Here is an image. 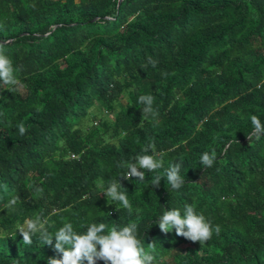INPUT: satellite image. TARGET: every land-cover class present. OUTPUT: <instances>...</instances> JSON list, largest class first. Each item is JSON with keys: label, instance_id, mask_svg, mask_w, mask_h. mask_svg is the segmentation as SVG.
Masks as SVG:
<instances>
[{"label": "trees", "instance_id": "trees-1", "mask_svg": "<svg viewBox=\"0 0 264 264\" xmlns=\"http://www.w3.org/2000/svg\"><path fill=\"white\" fill-rule=\"evenodd\" d=\"M0 42L23 85L0 84V264L58 258L17 233L41 214L50 233L136 223L146 250L156 242L155 264H264V136L247 139L251 116L264 122V0H0ZM147 94L155 121L138 103ZM152 141L163 167L144 183L118 178L129 213L103 196L105 182ZM212 150L206 168L200 156ZM174 162L185 185L152 188ZM185 203L219 235L162 233L163 210L183 214Z\"/></svg>", "mask_w": 264, "mask_h": 264}, {"label": "clouds", "instance_id": "clouds-1", "mask_svg": "<svg viewBox=\"0 0 264 264\" xmlns=\"http://www.w3.org/2000/svg\"><path fill=\"white\" fill-rule=\"evenodd\" d=\"M8 42H0V84L8 86L10 90L16 91L23 87L17 77L21 71L20 66H15L13 60L6 54L5 48ZM159 61L153 57H147V64L156 68ZM162 75H166L162 73ZM155 97L151 94L141 95L138 103L143 105L142 115L144 119L151 117L153 121L159 116V112L153 107ZM251 125L253 131L247 137L251 140L253 137L259 140L264 136V122L256 116H251ZM21 136L25 135L28 128L21 122L18 126ZM149 152L151 154H149ZM163 152H157L155 142L152 141L141 149V153L135 155L131 160H121L117 167L126 169V172L119 177L110 178L106 183V188L102 192L104 197L109 200L118 202L129 213L132 212V204L128 198V193L122 187L120 180L136 179L140 183L145 182V170L155 172L163 167ZM135 161V162H133ZM216 161L215 150L211 153L204 152L200 156V163L211 168ZM181 163H170L164 170L163 177L156 175L152 181V188H158L161 180L166 178L167 183L172 190L181 189L186 178L180 174ZM5 189L7 186H4ZM29 187H33L29 185ZM43 188L36 187L35 194H42ZM20 202V197L13 196L6 204L7 209L14 208ZM110 215V214H108ZM48 221L43 215H37L34 219H25L22 224L18 225L17 233L22 237V243L28 246L33 244V237L39 236L44 245L53 248L58 254V258L52 257L47 260V264H155L153 252L156 248V242L153 241L145 249L144 237L138 232L136 223L120 227L113 224L109 227L105 223H91L86 225L84 232H77L71 222L65 223L55 233H50L47 228ZM158 227L162 233H169L173 229L178 237L191 242L204 243L212 238L213 233L219 235L221 228L219 225H213L202 213H198L194 205L185 203L183 214L180 209L172 208L162 212L157 221ZM16 233V234H17ZM53 239L55 243L53 245ZM17 264L19 262L17 261Z\"/></svg>", "mask_w": 264, "mask_h": 264}]
</instances>
